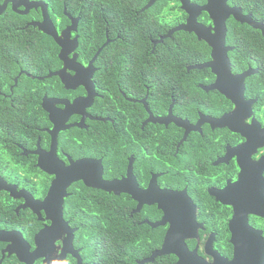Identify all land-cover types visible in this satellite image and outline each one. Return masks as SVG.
<instances>
[{
	"label": "flooded vegetation",
	"instance_id": "af4514ba",
	"mask_svg": "<svg viewBox=\"0 0 264 264\" xmlns=\"http://www.w3.org/2000/svg\"><path fill=\"white\" fill-rule=\"evenodd\" d=\"M15 1L13 10L12 0H0V17L10 10L22 16L16 30L32 27L49 36L57 60L38 74L36 59L28 63L36 66L29 71L22 60L9 62L10 54L0 47V79L8 75L0 80V112L28 120L0 141V264H88L90 239L82 226L87 213L104 206L128 211L136 264L164 245L168 253L144 264H177L192 256L224 264L233 260L239 242L244 257L231 264H264L262 30L244 27L248 24L231 14L219 35L215 19L202 11L196 23L208 30L206 36L199 30L167 37L174 47L189 42L174 49L180 60L169 72L164 66L172 63L153 59L152 53L161 43L156 40L186 22L180 0L151 6L164 1L179 18L155 40L157 16L141 15L135 0H98L101 11L95 13L87 0L80 11L78 0H58L60 12L48 0H27L33 5L26 14L20 13L24 1ZM190 1L198 7L207 2ZM66 2L77 4L68 11ZM226 4L238 8L239 17L250 14L264 25V17L247 11L244 0ZM43 22L60 43L39 29ZM183 51L193 59L185 66ZM27 54L37 58L35 51ZM63 69L69 87L58 75L47 77ZM183 69L194 73L193 91L184 87ZM24 77L37 81L27 92L19 91ZM211 85L215 88L206 90ZM86 161L89 182L94 184L101 168L112 191L82 180L66 185L72 176L67 168Z\"/></svg>",
	"mask_w": 264,
	"mask_h": 264
},
{
	"label": "trees",
	"instance_id": "16d2710c",
	"mask_svg": "<svg viewBox=\"0 0 264 264\" xmlns=\"http://www.w3.org/2000/svg\"><path fill=\"white\" fill-rule=\"evenodd\" d=\"M81 3H80V2ZM50 5L52 6L54 12H60L62 9V3L58 0H48ZM127 2V1H126ZM136 10L140 11L141 7H144L146 0H135ZM85 2L83 0H78V8L76 10H83V4ZM77 3L75 2H66L67 10L70 11L71 7H75ZM88 5H92L90 8L91 12H100L101 9L98 7L99 1L98 0H87ZM116 4V3H115ZM82 6V7H81ZM168 4H165L164 1H158L153 7L140 12V14H150L153 16H157L155 18V23H153L152 27V37L153 39H157L159 35L164 33L166 29L170 26L171 23L177 21L178 19L174 18L172 15V9L167 8ZM244 6H247V11H252L254 16H259L260 18L264 17V0H244ZM119 13H122L125 9H116ZM163 13V15H161ZM169 16V17H168ZM258 17V18H259ZM259 18V19H260ZM22 16L8 11L7 15L0 17V47L3 52L9 53L8 56L9 62H12L13 59L17 58L18 60H22V67L28 69L29 71H33L34 66L28 64L33 59H36V65H38L39 70L38 74H44L49 69H52L54 66L56 58V50L51 48V45H54V42L49 36H46L40 33L37 29L29 27L28 29L23 30H16L18 27V22H20ZM161 19V20H160ZM244 27L250 28L249 25L244 24ZM187 33L183 31H178L174 35L178 38L182 35ZM141 34V33H138ZM180 34V35H179ZM185 36V37H186ZM171 43L170 38H166L163 42L156 45L154 48V52L152 53L153 59H167L172 63L173 67L171 66H164V69L176 70L178 68V61L180 60L177 52L174 49L183 45H187L189 42L185 39L183 41H179L178 45L174 47ZM38 45L37 49H31L26 47V45ZM192 44V42H191ZM35 51L37 54V58L33 57V55H28ZM183 65H187L193 62L191 55L183 51ZM180 53V52H179ZM15 54V55H14ZM163 65H165L163 63ZM36 67V66H34ZM162 68H159V72ZM37 73V72H36ZM163 74V71L160 72ZM171 75V73H168ZM8 75H4L1 77L8 79ZM183 76H184V87L186 90L193 91L195 86L193 83V76L194 73L187 72L186 69H183ZM24 81L20 82L19 91H29L32 88L30 85L37 81L27 80V78H23ZM2 84V83H1ZM38 84L41 85L40 92L45 91L43 88V82H39ZM3 103L0 99V110L3 109ZM28 120L24 122H20V116L17 115H3L0 112V141H4L5 135L7 130L11 131H19L16 129L17 125L26 124ZM8 126V127H7ZM11 126L12 128H10ZM14 133V132H12ZM20 133V132H17ZM107 203V198H104V201ZM126 204L128 200H125ZM113 204V203H112ZM110 204V205H112ZM98 206V203H94V208ZM104 206L102 210H92L91 212L87 213L88 215V222L85 226H82V229L88 231V236L90 241L85 245L86 248V256L88 260V264H136L134 259V253L132 252V235H131V226L128 211H114L111 207ZM101 236V237H100ZM99 239V241H98Z\"/></svg>",
	"mask_w": 264,
	"mask_h": 264
},
{
	"label": "water",
	"instance_id": "95a60500",
	"mask_svg": "<svg viewBox=\"0 0 264 264\" xmlns=\"http://www.w3.org/2000/svg\"><path fill=\"white\" fill-rule=\"evenodd\" d=\"M24 1V4L26 6V10L24 11H20L21 14H26L28 12V7L32 6L33 4L27 3V0H22ZM157 0H149L148 3L141 9L142 11L147 10L148 8H150ZM7 2V1H6ZM5 2V4H6ZM13 2V10H16V1L12 0ZM181 2V8L188 14V18L186 20V22L184 24H180L172 29H170L165 35H163L162 37H160L158 40H156V42H154V44L162 42V40L164 38L170 37L171 34L175 31H188V32H198L200 30V34L201 36H206L208 34V30L203 31L202 28L203 26L200 24L196 23V17L197 15L202 12L205 11L207 12L211 17H213L216 21V27L218 28L219 31V35L223 34V30L226 28L225 25V21L227 19L228 16H230L231 14H233L239 21L247 23L248 25L252 26L253 28H258L261 29L263 34H264V25L261 22H256L254 20H252L251 15H244V17H239L238 13H239V9L238 8H228L226 2L227 0H207V2L203 5V6H196L195 4H193L190 0H180ZM5 6V5H4ZM44 9V22L46 21V9L45 7ZM1 13V11H0ZM44 22L38 24L39 29L43 30L46 34L51 35L54 37V39L56 40V42L60 43L58 36L56 35L55 31L52 29H46L44 27ZM206 32V33H205ZM99 53V51L96 53V55ZM60 57H63V51H61L60 53ZM210 63L201 65V66H191L190 68H203V67H209ZM64 69L55 73H50L47 75V77H50L52 75H58L59 77H61L62 82L65 84L66 87H69V83L66 81L65 77H64ZM44 77H41L40 79H43ZM206 90H210L215 88L214 85L205 87ZM44 107L47 109V111L51 114V109L45 106V103L43 102ZM224 117L220 119V121H223ZM82 166H79V164H73L70 165L67 168V175L71 174L72 176L66 181V185L70 184V182H74V181H78V180H82L86 185L88 186H92V187H96V188H102L104 190L107 191H112L113 190V182H104L102 180V176H101V168H100V173L97 174L92 180L94 181V184L89 182V177H88V173L86 168L91 165V162L86 161L85 163H81ZM41 167L46 169L44 165L41 164ZM49 171V169H46ZM62 179V178H61ZM63 180V179H62ZM59 180H56L54 182V184L51 186L50 188V193H54L57 190L58 182ZM115 184V182H114ZM97 185V186H96ZM64 188V187H62ZM166 198H171V194H165ZM164 221H160L159 223H155L153 224V226H157L160 224H163ZM166 245H164L162 247L161 250L156 251L154 253L151 254V256L145 260H143L142 262H140V264H144L146 262H152L154 260L155 257L157 256H161L165 253H168L169 251L166 249L165 247ZM242 254L243 256H239V254ZM178 255L179 252H177ZM241 257H244V243H240L236 244V250L234 252V257L233 260L231 262L228 263H224V264H231V263H235L238 262L239 259H241ZM177 264H206V263H201L199 262V259L192 256L187 260H183L182 258H180L177 262Z\"/></svg>",
	"mask_w": 264,
	"mask_h": 264
}]
</instances>
